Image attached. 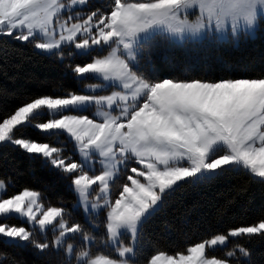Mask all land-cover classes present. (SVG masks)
Masks as SVG:
<instances>
[{"label":"snow or ice","instance_id":"obj_1","mask_svg":"<svg viewBox=\"0 0 264 264\" xmlns=\"http://www.w3.org/2000/svg\"><path fill=\"white\" fill-rule=\"evenodd\" d=\"M87 3L0 0V37L33 43L52 58L63 59V48L70 47L84 60L72 67L77 78L100 82L91 88L107 82L117 89L31 99L0 120V146L18 147L70 179L81 205L105 213L103 232L93 235L80 222L69 223L63 207L45 208L39 191L23 189L0 195V240L41 254L63 253L62 264H241L249 250L233 245V238L264 236V219L206 237L187 246V254L159 251L142 259L138 238L148 217L182 184L235 170L264 185V78H160L153 56L173 38L226 36L239 45L264 33V0H109L107 11H73ZM89 107L99 119L82 114ZM28 128L67 134L82 159L22 135ZM12 218L52 231L54 238L37 240L34 228ZM97 241L115 255L94 253Z\"/></svg>","mask_w":264,"mask_h":264},{"label":"trees","instance_id":"obj_2","mask_svg":"<svg viewBox=\"0 0 264 264\" xmlns=\"http://www.w3.org/2000/svg\"><path fill=\"white\" fill-rule=\"evenodd\" d=\"M63 59L38 52L30 42L0 37V120L22 104L41 96L61 97L79 89L72 67L84 62L64 48ZM160 78L219 80L227 78H264V33L242 40L239 45L228 41H188L162 43L153 56ZM22 135L53 144L50 136L35 128ZM0 180L6 182V196L23 189L37 190L45 207H63L75 212L76 195L70 179L26 151L3 144L0 146ZM264 219V185L243 171H228L198 184H182L166 197L158 212L144 222L139 233L141 258L155 252L186 253L185 249L200 240L228 229L250 226ZM249 250L240 257L241 264H264V236L258 234L233 238ZM209 254V253H208ZM219 256L222 251L212 253ZM239 255V254H238ZM63 253L41 254L32 246H12L0 240V261L4 264H62Z\"/></svg>","mask_w":264,"mask_h":264},{"label":"rangeland","instance_id":"obj_3","mask_svg":"<svg viewBox=\"0 0 264 264\" xmlns=\"http://www.w3.org/2000/svg\"><path fill=\"white\" fill-rule=\"evenodd\" d=\"M108 4H109V0H88L87 5L78 6L77 8L73 9V11H80V12H82V14H86L88 12L94 11L97 8H99L103 11H107L108 10V8H107ZM191 18H194V11L192 13H190V19ZM255 35L256 34H254L252 37H254ZM203 39H205V38H203V37H191V38H186V39L173 38L172 41L175 43H178V44H184L188 41H201ZM228 39H229L228 37L224 36V37H221L219 39V41H228ZM37 51L40 52L39 50H37ZM43 54H46V53H43ZM71 54L74 55L73 50H72ZM77 79L79 80L80 83H79L78 92H75L76 94H110L111 91L117 90V89H109L107 87V82H104V85L101 88H91L90 86L95 85V84L100 83V82L97 80H94L90 77H86L83 79L77 78ZM61 97H63V96H61ZM82 114L89 115L90 117H95V108L89 107ZM95 118L99 119L98 117H95ZM50 137L52 138L54 145L64 149L63 154L65 156H70L72 159H75V160L82 159V157L78 153V149H77V146H76L74 140L72 138H70L67 134L58 133L57 135L50 136ZM94 159L97 160V162L94 165V171L99 172V170L101 169V165L98 162V158H94ZM132 166H136V165L133 164ZM6 192H7V185L5 182V188L0 189V195L7 197ZM111 193H112L113 197H115L118 193V188L113 187L111 189ZM38 202L42 203L40 200ZM75 208L82 212L84 222L77 217L75 212H68L67 214H65V219L68 220L69 223L80 222L81 224H83L85 226V228L89 231V233L93 234V235H98V234L103 232V228L99 227V225H101V223L104 221L105 213L96 212V211L91 210L88 207L81 205L80 201L78 200L77 195H76ZM10 223L21 224L22 226L30 227V230H32L34 228V237L37 240L42 241L44 239H47V240L51 241L55 235L54 232L49 231L47 229L45 230L44 233H41L38 226H30L28 224H24L22 219L12 218L10 220ZM125 239H127V237H125ZM5 241H7V240H5ZM7 242H10V241H7ZM91 250L96 254H111L113 256L115 255L114 253L111 252V249L105 248V246L103 244H101L99 241H97V243L91 248ZM184 254H187V253H184ZM206 254H208L207 249H206Z\"/></svg>","mask_w":264,"mask_h":264}]
</instances>
